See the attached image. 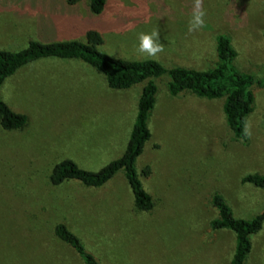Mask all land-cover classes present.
I'll use <instances>...</instances> for the list:
<instances>
[{"label":"rangeland","instance_id":"374dc122","mask_svg":"<svg viewBox=\"0 0 264 264\" xmlns=\"http://www.w3.org/2000/svg\"><path fill=\"white\" fill-rule=\"evenodd\" d=\"M88 1L0 0V50H23L31 41L86 42L73 34L88 28L101 34L98 50L108 56L202 71L214 65L215 37L223 34L238 70L264 73V0H203L205 27L195 32L188 31L193 0H106L99 15ZM153 30L164 50L146 57L137 52V34ZM156 83L151 138L136 161L154 207L140 212L122 171L100 189L77 181L52 186L49 176L66 159L96 172L119 158L143 84L114 91L80 60L58 58L6 79L1 98L27 121L19 131L0 128V264H84L53 235L58 223L99 264H230L234 235L211 229L217 213L210 199L221 194L237 218L264 209V190L241 183L248 174L264 176V88L252 89L244 143L228 130L221 100L171 97L165 79ZM246 264H264V223L251 237Z\"/></svg>","mask_w":264,"mask_h":264},{"label":"trees","instance_id":"16d2710c","mask_svg":"<svg viewBox=\"0 0 264 264\" xmlns=\"http://www.w3.org/2000/svg\"><path fill=\"white\" fill-rule=\"evenodd\" d=\"M81 0H67L75 5ZM106 0H89L88 8L93 15L103 12ZM264 37V31L262 33ZM86 42L76 40L40 43L31 41L19 51L0 50V89L6 79L18 70L40 59L58 58L80 60L101 74L109 89L128 90L134 85L143 84L137 102L134 123L122 155L104 165L100 170L86 171L71 160L57 163L49 176L52 186L77 181L86 188L100 189L122 171L131 191L133 206L140 212H150L154 207L152 196L144 189L136 170V161L142 154L145 144L151 138L148 121L156 103L158 86L156 81L165 79L167 92L171 97L189 93L207 100H221L225 123L233 138L247 141L246 119L253 111L255 86L264 88V73L254 76L242 72L234 66L236 52L230 39L223 34L215 37L216 61L207 70H196L179 66L164 67L156 60H126L108 56L98 50L103 44L101 35L94 30L86 33ZM27 117L16 113L2 100L0 95V128L6 131H19L26 125ZM147 170L143 171L147 175ZM241 183L250 184L264 190V176L248 174ZM216 218L210 221L212 230H228L234 235V249L230 264H246L251 252V237L262 230L264 209L251 219L235 217L232 209L219 193L210 199ZM53 235L71 248L84 264H99L92 254L86 251L78 236L64 223H58Z\"/></svg>","mask_w":264,"mask_h":264},{"label":"clouds","instance_id":"9594fccd","mask_svg":"<svg viewBox=\"0 0 264 264\" xmlns=\"http://www.w3.org/2000/svg\"><path fill=\"white\" fill-rule=\"evenodd\" d=\"M203 0H193V10L189 21V32H195L205 27L206 11L202 7ZM137 52L146 57H156L164 50V46L159 41L158 30L150 33L140 32L137 34ZM247 128L245 132L247 134Z\"/></svg>","mask_w":264,"mask_h":264},{"label":"crops","instance_id":"0c3cea01","mask_svg":"<svg viewBox=\"0 0 264 264\" xmlns=\"http://www.w3.org/2000/svg\"><path fill=\"white\" fill-rule=\"evenodd\" d=\"M75 5H76V4H75ZM87 31H89L88 28L85 29V30H77V31L74 32L73 35H77V36H74V37H82V36L85 37ZM99 34H100V33H99ZM100 35H101V34H100ZM72 39H79V38H72ZM102 39H103V38H102ZM69 41H70V40H69ZM80 41H82V40H80Z\"/></svg>","mask_w":264,"mask_h":264}]
</instances>
